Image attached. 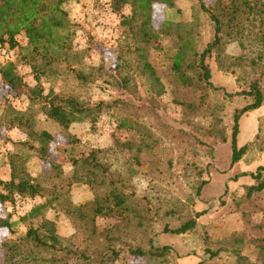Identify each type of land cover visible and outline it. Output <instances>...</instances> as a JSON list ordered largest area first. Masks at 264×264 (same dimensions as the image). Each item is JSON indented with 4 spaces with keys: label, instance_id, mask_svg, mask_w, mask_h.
<instances>
[{
    "label": "trees",
    "instance_id": "trees-1",
    "mask_svg": "<svg viewBox=\"0 0 264 264\" xmlns=\"http://www.w3.org/2000/svg\"><path fill=\"white\" fill-rule=\"evenodd\" d=\"M71 1L74 0H0V43L14 48L17 46L16 36H25L26 47L20 61L29 67L37 86L27 88L12 62L0 64V82L15 97L27 95L30 105L40 103L45 115V120L39 124L31 109L25 113L8 109L0 114V127L6 125L25 134L24 141L13 145L12 153L3 155L9 169V179H0V204L8 203L16 208L18 201L40 200L24 215L12 213L0 218V229L6 230L8 235L0 244V264H109L125 256L146 260L169 257L172 255L170 247L154 243L153 224L163 218L176 219L178 226L171 229L165 223L164 233L190 235L196 230L197 219L203 212L192 216L186 204L160 192H151V196L137 195L129 174L124 176L113 168L112 162L104 160L101 148L85 147L80 139L70 133L69 128L74 123L94 126L102 116L111 115L117 124L116 129H128L137 137L134 144L125 143V148L135 147L139 153H154L159 149L172 151L182 175L194 178L191 187L195 197H200L206 183L202 180L204 170L186 156L196 154L191 151L199 147L210 150L209 156H212V150L195 134L191 136L160 121L159 105L155 98L160 94L162 85L155 75L148 51L153 47L160 51L162 37H166L164 35L168 31L175 32L177 41L172 45L175 50L170 56V67L177 89L199 88L206 95L222 91L225 99H250L249 104L235 109L232 114L230 147L231 165H234L248 150V145L237 146L239 121L246 113L262 106L264 94L257 79L249 83L246 90L225 93L212 84L208 61L213 59L217 69L226 76L232 75L234 66L242 69L245 57L242 54L229 56L225 52L226 47L235 43L240 50L245 48L244 27L239 24L237 15L245 9L247 17L255 16L263 24L264 4H260L262 0H254L256 3L230 0L227 4L218 0L216 10L205 7L202 0H197L199 10L208 16L214 31L212 40L199 52L196 48V22L165 21L158 31L152 25L153 5L172 9L175 0H111V9L117 14L124 6L130 7L128 16L120 14V23L124 28L122 36L128 43L119 41L116 65L104 76L101 68L83 63L86 54L73 51L74 26L65 9ZM260 42L264 45V36ZM249 62L256 63L252 60ZM137 76L149 78V93L140 95L137 92L136 80L142 79ZM41 79L72 81L69 90L63 94L55 95L50 91L48 95H43L39 84ZM97 82L109 86L108 90L127 92L136 104L122 99L95 103L83 101L81 92ZM180 105L189 106L186 102ZM209 118L207 128L196 131L202 137L225 143L227 138L221 122L213 116L212 111ZM48 127L56 131L52 132ZM56 133L66 141L62 150L68 161L66 165L49 159L50 145ZM83 147L86 151L82 150ZM31 159L47 163L49 173L38 178L31 177L27 172V163ZM243 176H248L252 181L246 187L247 197L264 191V166L257 167L254 172L240 174L234 180ZM78 187L89 190L92 198L76 203L73 192ZM163 205L172 208L163 210ZM59 216L69 222L73 229L71 236H59L56 229ZM97 218L116 219L130 230L131 227L141 229L137 233L141 234L142 242L140 238L125 242L117 234L111 236L108 231L102 235L103 242L96 243L94 236L97 229L94 223ZM260 248L264 262V246ZM234 254L236 264H249L238 252Z\"/></svg>",
    "mask_w": 264,
    "mask_h": 264
},
{
    "label": "rangeland",
    "instance_id": "rangeland-1",
    "mask_svg": "<svg viewBox=\"0 0 264 264\" xmlns=\"http://www.w3.org/2000/svg\"><path fill=\"white\" fill-rule=\"evenodd\" d=\"M217 1L202 0L205 7L218 10V6L215 4ZM220 1L227 4L230 0ZM249 1L256 3L254 0ZM174 4L172 9L159 4L153 5L152 25L154 29L158 31L160 25L165 21L188 24L196 22V48L199 52L202 51L213 38V24L209 21L208 16L199 10L197 0H175ZM260 4H264V0ZM221 8L223 7L221 6ZM65 9L74 26L73 51L86 54L83 63L93 68H101L102 74L106 76L116 65L119 41L128 43L123 39L124 28L120 21L121 15H129L130 7L124 6L120 15L111 9V0H74L67 3ZM247 14V10L242 9L237 15L239 24L244 27L245 48L240 50L237 44L231 43L225 50L229 56L236 57L242 54L245 57L242 69L241 67L237 69L234 66L232 75L226 76L217 69L213 59L208 61L212 84L227 94L246 90L248 84L256 79L262 86L264 94V45L260 42V38L264 36V15L262 24L259 18L252 15L247 17ZM168 32L167 35H164L166 37H162L160 51H156L154 47L148 51L155 75L162 85L160 94L155 98L159 105L158 116L163 124L173 129L188 132L191 136L195 134L205 143V146L212 150V156L208 155L210 150L206 147L195 148L198 152L192 149L191 152L196 154L189 153L186 156L198 168L204 170L202 180L206 183L200 197H195L194 189L191 187L194 178L182 175L176 162V156L172 151L159 149L154 153L145 151L139 153L135 151V147L125 148V143L132 142L134 144L137 137L128 129H116L117 124L111 115L102 116L94 126L87 125V123H74L70 126L69 131L80 139L86 145L85 147L101 148L104 151L102 155L104 160L112 162L113 168L119 170L124 176L129 174L133 179L137 195L148 194L151 196L154 192H160L164 196L186 204L190 215L193 216L197 212H203V214L197 219L196 230L190 235L179 236L164 233L165 223L171 229L178 226L176 219L163 218L153 224L154 243L170 247L171 256L156 260L125 256L119 261L109 264H197L198 262L236 264L234 254L236 252L245 257L249 264H264L260 248L261 245L264 246V191L247 197L246 187L252 184L250 178L243 176L234 180L240 174L251 173L257 167L264 166V100L255 115L245 114L241 117L237 146L248 145V150L238 163L231 165L232 114L235 109L249 104L250 99L247 97L225 99L222 97V91L210 92L206 95L204 90L199 88L183 91L177 89L173 83L170 67V56L175 50L172 49V45L177 39L175 32ZM16 42L17 46L14 48H11L7 43L0 44L12 52V63L15 64L18 76L22 78L27 88L33 89L37 86V82L29 67L20 61L23 49L26 47L25 36L17 35ZM249 60L256 63H251ZM139 78L142 79L136 80L137 92L140 95L149 93L151 87L149 78L147 76ZM71 81V79H66V81L41 79L39 84L43 89V95H48L50 91L57 95L67 92ZM107 88L109 86L97 82L82 91L81 98L89 103L122 99L125 102L136 104L127 92L117 89L108 90ZM181 102H186L189 106L180 105ZM8 109L17 113H25L31 109L35 112L39 124L45 120L40 103L30 105L27 95L15 97L0 82V114ZM211 111L225 129L227 138L225 143L202 137L196 131L198 128H207L210 123L209 113ZM256 115H258L257 123L254 124L253 120ZM49 129L52 132L55 130ZM253 133L255 135L252 138ZM24 140L25 134L20 130L10 129L6 125L0 127L1 180L6 179L9 174L3 155L12 153L13 145ZM65 144L63 136L56 133L49 149L51 161L66 165L68 161L62 152ZM82 150L86 151L84 147ZM49 169L47 163H41L37 159H31L27 163V172L33 178L48 174ZM73 198L76 203H83L92 198V193L84 187H78L74 189ZM39 202V199L29 200L24 209L17 207L18 204L16 208L8 203L0 204V216L5 218L12 213L17 216L24 215L31 206ZM161 208L165 210L172 207L163 205ZM56 225L59 236L69 237L73 234L69 222L62 216L58 217ZM94 225L97 229L94 236L96 243L100 242L99 244H101L103 242L102 235L108 231L111 236L117 234L125 242H133L138 238L142 242L141 234L137 233L141 229L137 230L131 227L130 230L116 219L97 218ZM20 230L23 232L24 229L21 227ZM7 236V231L0 229V244Z\"/></svg>",
    "mask_w": 264,
    "mask_h": 264
},
{
    "label": "built area",
    "instance_id": "built-area-1",
    "mask_svg": "<svg viewBox=\"0 0 264 264\" xmlns=\"http://www.w3.org/2000/svg\"><path fill=\"white\" fill-rule=\"evenodd\" d=\"M13 60V54L12 52L7 49L2 47L0 44V64H6V63H11ZM19 208L24 209L26 207L27 201H18L17 202Z\"/></svg>",
    "mask_w": 264,
    "mask_h": 264
},
{
    "label": "crops",
    "instance_id": "crops-1",
    "mask_svg": "<svg viewBox=\"0 0 264 264\" xmlns=\"http://www.w3.org/2000/svg\"><path fill=\"white\" fill-rule=\"evenodd\" d=\"M259 109H257V110H255V111H251V112H248V113H246L247 115H249V114H254L255 115V113L258 111ZM257 117H258V115H256V116H254V120H253V122H254V124H256L257 123ZM242 120V118L240 119V121ZM239 121V122H240ZM240 127V126H239ZM256 127H257V125H256ZM239 131H240V129H239ZM238 135H239V133H238ZM254 133L251 135L252 136V138L254 137ZM238 137V136H237ZM251 138V139H252ZM9 179V174L7 175V178L6 179H4V180H2V181H7ZM1 218H3L2 216H0Z\"/></svg>",
    "mask_w": 264,
    "mask_h": 264
}]
</instances>
